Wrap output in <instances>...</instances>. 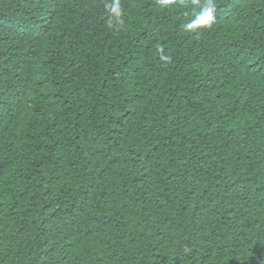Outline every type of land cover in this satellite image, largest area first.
<instances>
[{
  "label": "trees",
  "instance_id": "1",
  "mask_svg": "<svg viewBox=\"0 0 264 264\" xmlns=\"http://www.w3.org/2000/svg\"><path fill=\"white\" fill-rule=\"evenodd\" d=\"M119 2L0 0V264H264V0Z\"/></svg>",
  "mask_w": 264,
  "mask_h": 264
},
{
  "label": "clouds",
  "instance_id": "2",
  "mask_svg": "<svg viewBox=\"0 0 264 264\" xmlns=\"http://www.w3.org/2000/svg\"><path fill=\"white\" fill-rule=\"evenodd\" d=\"M174 0H161V6L167 7L172 4ZM106 10L108 12V26L112 27L113 22L122 23V9L119 0H111V3L106 4ZM215 4L213 0H206L204 7L195 15V18L186 23L183 27L186 31L192 32L197 29L211 27L215 20ZM162 59H170L169 57H162Z\"/></svg>",
  "mask_w": 264,
  "mask_h": 264
}]
</instances>
